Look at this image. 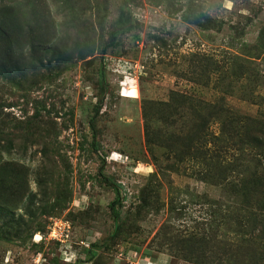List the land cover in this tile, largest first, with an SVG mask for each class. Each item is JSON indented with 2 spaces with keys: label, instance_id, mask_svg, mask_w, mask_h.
Masks as SVG:
<instances>
[{
  "label": "rangeland",
  "instance_id": "374dc122",
  "mask_svg": "<svg viewBox=\"0 0 264 264\" xmlns=\"http://www.w3.org/2000/svg\"><path fill=\"white\" fill-rule=\"evenodd\" d=\"M260 129L264 0H0V264H264Z\"/></svg>",
  "mask_w": 264,
  "mask_h": 264
},
{
  "label": "trees",
  "instance_id": "16d2710c",
  "mask_svg": "<svg viewBox=\"0 0 264 264\" xmlns=\"http://www.w3.org/2000/svg\"><path fill=\"white\" fill-rule=\"evenodd\" d=\"M94 121V120H93ZM256 132H258V137H264V131H263V129H260L259 131L257 130ZM252 177H256L255 175L253 176L252 175ZM256 179H259L258 177H256ZM250 185H253V181L252 182H250Z\"/></svg>",
  "mask_w": 264,
  "mask_h": 264
}]
</instances>
